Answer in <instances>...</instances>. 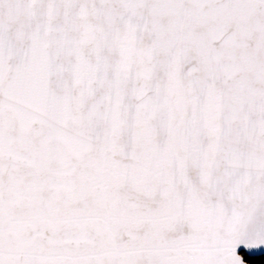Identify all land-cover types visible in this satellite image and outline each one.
I'll return each instance as SVG.
<instances>
[{
    "label": "snow or ice",
    "instance_id": "6c2138e0",
    "mask_svg": "<svg viewBox=\"0 0 264 264\" xmlns=\"http://www.w3.org/2000/svg\"><path fill=\"white\" fill-rule=\"evenodd\" d=\"M264 0H0V264H264Z\"/></svg>",
    "mask_w": 264,
    "mask_h": 264
},
{
    "label": "water",
    "instance_id": "95a60500",
    "mask_svg": "<svg viewBox=\"0 0 264 264\" xmlns=\"http://www.w3.org/2000/svg\"><path fill=\"white\" fill-rule=\"evenodd\" d=\"M261 251H264V249H261Z\"/></svg>",
    "mask_w": 264,
    "mask_h": 264
}]
</instances>
